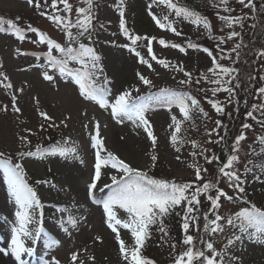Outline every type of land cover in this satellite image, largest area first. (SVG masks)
<instances>
[{
    "label": "rangeland",
    "instance_id": "374dc122",
    "mask_svg": "<svg viewBox=\"0 0 264 264\" xmlns=\"http://www.w3.org/2000/svg\"><path fill=\"white\" fill-rule=\"evenodd\" d=\"M184 1L190 5L200 3L215 5V16L200 15L210 21L212 25L211 35L202 27L193 25L182 18H177L174 12L169 11L165 5L158 2L152 4V0H124L123 7L126 27L130 35L156 37L157 39L152 44L156 56L167 59L174 64L182 65L185 70L190 71L194 75V79L199 78V74L206 72L207 68L211 66V58L202 51L203 47H200L201 50L189 49L186 44L203 39L211 41V37L214 35L216 37H226L229 29L218 19L217 13L234 16L247 14L243 28L238 25L234 26V30L241 33L243 41L244 33H248L251 28L253 29L251 26L248 28L246 26L256 24V17L259 20L264 19V7L259 8L257 13L254 14V11L244 8L237 0H228L227 6L233 10L231 13L223 10L224 6L220 5V0H175L178 4H182ZM41 2L43 4V0ZM69 3L73 5V19L76 15L75 8L86 7L83 0H69ZM50 4L51 0H48V5ZM93 4V23L98 21L100 23L99 27L103 25L104 27L101 28L104 30L98 29L94 31V42L92 44L99 51L103 70L106 71L111 81V90L106 95L109 102H113L115 96L123 90L139 84L136 76L137 71L152 79L154 87L182 86L193 90V96L200 101L201 107L208 113L207 117L202 114L198 116L204 120L206 127L200 129L195 140L202 143L209 150V153L211 148L208 147L213 145V142H209L205 129L216 128L215 121L219 119L222 121V127L217 129L216 135H221L223 129L229 127L234 115L243 116L244 123L251 124L252 128L246 130L241 128L246 135V140L242 141L239 146L238 155L240 162L236 165V170L247 181L244 185L245 188L246 185L248 186L245 189L246 193L251 194L255 200L264 201V184H260L259 181H252L249 184L248 174L244 171L250 145L257 140L256 137L260 136L264 129L260 127L258 121L255 122L252 118H247L245 115L246 111H253L252 104L259 105L261 102L264 103V98H259L255 91V89L264 86V81L259 79L261 75H264V59L257 55L245 59L243 57L245 53L242 52L241 48V56L238 60L235 54L230 53V51L226 53L229 55V59L219 60L225 66L239 69L237 73L239 80L234 83L240 85L235 92L239 93L237 100L240 105H236L237 100L234 96L232 97V102L229 103L228 93H218L215 99L219 100L225 108L224 113L218 114L205 101V93L199 91L200 87L207 88L210 87L209 85L204 82L201 85H180L178 83L179 80L184 79L182 73L163 69L154 61H150L155 69V71H152L147 66L140 64L134 53L123 46L130 44V41L121 34L119 29V0H93ZM149 4H152V10L161 19V22H164V16H168L169 21L174 22V26L181 32V35L177 36L170 31L160 29L149 15ZM48 5L38 9L35 6H30L27 0H0V14L4 16L5 21L12 20L21 28H27L31 25L59 42L63 37V32L47 16L40 15L41 11L51 13V8ZM59 7L62 8V5H59ZM190 9L195 11L194 7ZM61 14L63 15V13ZM256 34L260 35V50L264 48V32H256ZM241 36L233 41L226 42L221 45V48L230 50L236 43L241 42ZM27 37L24 41H19L10 34L0 33V72H4L9 77L8 81H4L3 77H0V151L11 155H16L18 151H23L24 144L21 143L19 137L24 135L28 136L30 144L36 140L42 142L44 132L49 123H52L56 125L55 127L58 126L61 133L70 138L69 146L78 149V154L84 160V163L81 164L78 160H65L59 156H50L45 159L27 157L20 161L23 163L25 174L28 177L32 179L43 178L44 176L52 177L53 184L50 186L51 188L41 187V185L37 184L33 186L44 207L52 210L57 205L64 207L63 212L61 209L55 215L42 217L39 223L35 225L36 227H41L43 233L36 239L35 243L26 242V245L31 246L34 250L31 255H24L23 259L27 264H40L41 259L51 261V258L55 257L60 261V264H73L71 253L76 252L78 259L75 264H80V261H83V264H125L119 252L116 233H113L107 227V217L104 214L102 205V202L111 194L110 175L117 174L116 170L110 167L102 169L103 175L98 187L93 190V196L89 197L87 192V185L90 183V176L93 172L92 165L95 162V150L91 148L90 141V136L95 134L93 126L96 121H99L100 137L104 140L105 149L117 154L133 167L146 171L152 169L149 155L154 151L158 155L155 170H158L157 172L162 178L187 182L195 179L193 169L187 167V162H191V157L188 155L192 150L191 145L185 144L182 147L179 155L186 162H180L175 159L178 153L175 152L170 142L173 130L169 127L172 123L171 116L177 115L178 119H182V117L175 107L169 110L167 107L153 104L147 113L152 125L151 130L157 137V145L153 150L151 141L147 138L143 128H136L126 119L123 123H118L112 118L110 107L101 108L95 102L83 100L79 96L77 86L73 83L58 79L54 84L43 80L40 70L30 66L43 62V51L46 46L42 44L37 46L36 43H33L32 41L36 39L33 33H27ZM161 37L169 43L183 45L186 48V52L182 53L178 49L160 46L158 39ZM216 37L213 38L208 47L204 48L211 50L213 55H216L219 59V50L216 47L218 40ZM248 38H250L249 34ZM112 41H115V43H112ZM82 42L89 43L87 39ZM146 43V41L141 40L135 47L142 56L149 58L147 56ZM252 47L253 51L256 50L254 45ZM17 48L30 54L27 56L19 55L16 53ZM31 53L40 55L41 60L37 61ZM157 72L160 73L159 76L156 75ZM249 77H255V79H249ZM9 82L13 87L4 88L3 84ZM246 85L249 91L243 93L244 97L242 99H238ZM18 89H23V91H18ZM148 89L140 85V93ZM140 93H134V95ZM13 95L17 97V107L20 108V112H15L11 106ZM207 95L211 97L210 92ZM6 106L7 110H4ZM40 112L47 113L52 118L51 121H46L41 117ZM254 116L256 119L262 118L260 111H254ZM61 121H64V123L62 124ZM189 122L191 121H185L187 124L185 127H189ZM41 124L44 125L43 130L40 128ZM86 124L89 126L84 127ZM58 128L56 129L58 130ZM26 129H31V133L26 132ZM236 130L237 128H233L232 135L234 137L236 136ZM188 134L192 135L193 131L189 130ZM179 135L185 137L183 130H181ZM212 136L211 140L213 141L214 136ZM102 155H106V153H102ZM12 159H17V157L12 156ZM197 162L201 166L204 164L203 158H198ZM28 182H31V179ZM105 184H108L109 187L105 188ZM219 187L224 188L229 195L234 194L231 189L227 188L226 181L222 180ZM201 199L202 201L204 200L203 197ZM205 201L208 203V205L206 204L207 211L210 205L206 199ZM242 207H244L242 200L235 202L222 201V207L219 212L221 215L228 217ZM204 209L205 207L202 204L201 211ZM15 210L14 201L8 193L3 171L0 170V246H4L10 239V225L5 222L4 218L7 217L9 221L13 220ZM114 210L119 218H127L128 214L124 210L119 209L118 206ZM68 215H72L79 221L78 228L72 229L69 226L71 235L62 232L59 227L61 220L66 219ZM80 217L84 219L81 220L79 219ZM199 222H201V224L199 223L200 226L203 225V219H200ZM117 228L126 246L129 249L134 247V240L131 237L130 230L123 229L120 226H117ZM194 230L191 229L189 233L194 235ZM224 234L218 233L211 236L214 247L218 251L221 250ZM50 236L59 239L61 241L60 245L51 249L48 248L46 241ZM97 236L101 237V240H96ZM162 236L163 233L159 232V240L165 242V237L162 239ZM184 247L182 245L180 251L184 250ZM147 251L159 259L170 255L172 247L162 244L159 248L151 249L149 246ZM230 254L238 257V260L233 261L232 264H264V244L246 240L243 245L237 244L235 247L230 248ZM90 257L92 259H89ZM0 260L4 262H0V264H13L12 258L4 257L2 254H0Z\"/></svg>",
    "mask_w": 264,
    "mask_h": 264
},
{
    "label": "snow or ice",
    "instance_id": "6c2138e0",
    "mask_svg": "<svg viewBox=\"0 0 264 264\" xmlns=\"http://www.w3.org/2000/svg\"><path fill=\"white\" fill-rule=\"evenodd\" d=\"M83 2L86 7L75 8L76 15L73 19V5L69 3V0H51L50 5H48V0H43V4L41 0H27L30 6H35L38 9L44 5H48L51 8V13L41 11L40 15L47 16L63 32L66 38L63 44L50 38L36 27L29 25L27 28H21L12 20L5 21L3 17H0V33L10 34L19 41L27 39V33L29 32L35 34L36 39L32 42L40 43L46 47L43 51V62L31 65L30 67L40 70L43 80L54 84L58 79L73 83L77 86L79 96L83 100L95 102L101 108L110 107L111 116L118 123H123L126 119L136 128H143L147 134V138L151 141L153 150L157 145V137L151 130L152 125L147 117L148 111L153 104L167 107L169 110L173 107L178 109L182 119H178L177 115L171 116L172 123L169 127L173 130L170 142L175 152L178 153L175 159L180 162H186L179 155L182 147L185 144L191 145L192 150L188 153L191 157V162H187V167L194 171L195 179L192 181L177 182L175 180L158 179L149 175L146 170L133 167L117 154L105 149L104 140L100 137L99 121H96L93 126L95 134L90 136V141L91 148L95 150V162L92 165L93 172L90 176V183L87 185V192L89 197L93 196V190L98 187V183L101 181L103 175L102 169L110 167L116 170L117 174L110 175L111 185L115 187L107 199L102 202V205L104 214L107 217V227L113 233H116V240L119 244L122 260L125 264H155L154 261L146 259L141 255V248L150 234V227L153 225H156L157 230L163 233L162 239L168 236V232L164 227V217L176 207L183 209L181 229L184 235L181 244L185 247L184 250L174 256L172 264H224L225 256L229 257L228 264H232L233 261L238 260V257L229 255L230 248L235 247L237 244L243 245L246 240L264 244V209L257 207L246 199L244 185L247 181L236 170V165L240 162L238 155L239 146L242 141L246 140L244 131L235 136L232 141V147L224 160L215 155H207L209 150L202 143L195 139H185L179 135L184 121H192L197 113L202 114L204 117L208 116V113L201 107L200 101L187 91L172 88H159L156 93L149 95L147 98L144 95H134V93H140V85L149 89L154 87L153 80L139 71L136 72L139 84L132 85L123 90L110 103L109 99L106 98L107 89L99 81V77L103 72L101 56L95 47L92 46L95 31L92 12L94 6L93 0H83ZM157 2L165 5L169 11L174 12L177 18H182L193 25L202 27L211 35L212 25L206 17H201L195 11L179 5L175 0H152V4ZM237 2L244 8L255 11L254 0H237ZM152 4L148 5V10L156 25L162 30H167L180 36L181 32L174 26V22L169 21L168 16H164V22H161V19L153 12ZM59 5H62V8ZM123 5L124 0H119V29L121 34L130 41V44L123 46L134 53L140 64L147 66L152 71H155V69L153 63L150 61H154L163 69L182 73L184 79L179 80L178 83L180 85L191 86L193 84L201 85L202 82L206 83L210 87H200L199 91L205 93V101L216 113H224V105L215 99V97L218 93L225 92L229 96L228 102H232V97L240 86L238 83H234L239 80V76L237 75L239 69L225 66L219 60L229 59V55L226 54L229 51L230 53H234L238 60L241 56L240 49L245 47V45L242 40L236 43L230 50L221 48V45L241 36L240 32L234 30V26L238 25L243 28L247 14L234 16L217 13L218 19L224 23L229 31L226 37H216L218 40L216 47L219 50V59L208 48L202 49L211 58V66L207 68L206 72H201L199 78L194 79L193 74L185 70L182 65L174 64L167 59L156 56L152 47L153 41L157 39L156 37L130 35L126 27ZM220 5L224 6L223 10L227 13L233 11L227 6L228 0H220ZM101 27L104 26L101 25ZM251 27L255 28L256 25L253 24ZM84 39H87L89 43L82 42ZM141 40L147 42V56L150 59L142 56L135 47ZM112 43H115V41H112ZM158 43L162 47H171L178 49L182 53L186 52V48L183 45L169 43L163 37L158 39ZM187 48L201 50L198 44L191 42H188ZM54 52L59 55H55ZM16 53L23 56L30 54L21 51L20 48L16 49ZM31 55L35 56L37 61L41 60V56L37 53H31ZM256 55L264 59V48H261ZM156 75L159 76L160 73L157 72ZM0 77H3L4 81L9 80V77L4 72H0ZM249 79H255V77H249ZM259 79L264 81V75H261ZM103 84H107L106 78ZM3 87L12 88L13 85L10 82L4 83ZM18 91H23V89H18ZM255 91L259 98H264V86L255 89ZM209 92L211 93V97L207 95ZM11 100L13 110L20 112V108L17 107V97L13 95ZM251 107L253 111H246V117L256 119L254 111H260L262 118L258 120V123L261 128H264V103H260L259 105L252 104ZM4 110H7V106ZM39 114L46 121H51L52 119L47 113L40 112ZM61 123L63 124L64 121H61ZM215 124L216 128L211 130L205 129V132L209 137V142L219 143L225 139L224 136L218 135L216 141H212L211 136L217 129L222 127V121L217 119ZM55 126L52 123L48 125V127ZM88 126L87 124L84 125V127ZM40 128L43 130L44 125L41 124ZM241 128L244 130L250 129L252 125L243 123ZM25 131L31 133L32 130L26 129ZM19 139L24 145H30L31 143L26 135L20 136ZM256 139L260 141L261 145H264V136H257ZM64 143L67 144V140ZM59 144L60 142H57V145L50 149L37 146L35 151H18L15 162H13L12 157H5L4 153L0 152V170L3 171L8 193L13 198L16 209L13 213V220L9 221L7 217L4 218L5 222L10 225V239L4 246H0V254L4 257L12 258L13 264H27L23 256L31 255L34 249L31 246H27L26 242L35 243L36 239L43 233V229L35 225L38 223L44 204L36 190L27 182L24 165L20 161L27 157L38 156L39 158H45L47 156H59L65 160H78L81 164L84 163L76 147H61ZM260 150L264 154V147H261ZM102 153H106V155H102ZM198 158H203L207 164L219 162L217 168L219 175L214 181L205 179L208 169L202 167L197 162ZM149 159L150 167L154 168L158 161V155L153 151L149 155ZM254 168H259L261 174L264 175V164L246 166L244 171L251 173L254 172ZM254 179L260 180L261 176L254 175ZM222 180L226 181L227 188L233 191V195H229L224 188L219 187ZM36 183H45V181H36ZM53 187L55 186L53 185ZM104 187L107 188L109 185L105 184ZM202 197L210 205L207 211L203 212V233L211 237L218 233H225L226 230L229 232L226 246L219 251L214 247L211 239H204L200 235L199 221L201 219ZM237 200L244 201L248 206L240 208L239 211L228 217L220 214L219 209L222 207V201L235 202ZM117 206L128 214L126 219H121L117 216V212L114 210ZM61 211L63 212L64 210L62 209ZM79 219L82 220L84 218L80 217ZM78 224L77 218L68 215L66 219L61 220L59 227L62 232L71 235L69 226L72 229H76L78 228ZM117 226L130 230L131 237L134 240V247L129 249L126 246L125 241L121 239ZM191 229L196 230V236L189 234ZM95 239L101 240V237L97 236ZM197 239L200 241V247H197ZM46 243L47 247L51 249L59 246L61 241L50 236L47 238ZM171 247L175 249L176 244H171ZM77 259V253H71L73 264H75ZM89 259L92 258L90 257ZM40 264H60V261L52 257L51 261L41 259ZM80 264H83V261H80Z\"/></svg>",
    "mask_w": 264,
    "mask_h": 264
},
{
    "label": "trees",
    "instance_id": "16d2710c",
    "mask_svg": "<svg viewBox=\"0 0 264 264\" xmlns=\"http://www.w3.org/2000/svg\"><path fill=\"white\" fill-rule=\"evenodd\" d=\"M179 5L185 6L189 9L194 7L195 12L198 13L199 15H203V16H206V15L215 16L216 15L214 4L209 5V4L200 3V4H191L190 5L184 1L182 4H179ZM254 5H255L254 14H256L259 8L264 7V0H254ZM252 12H253V10H252ZM0 17L4 18V16L2 14H0ZM257 18L258 17L255 18L256 27L253 29L252 28L249 29L248 33H246V32L244 33V41H243V38L241 36V40H242L243 44L245 45V47H242V52L245 53L243 56L245 59H249L250 57L256 55V52H258V50H259L260 35H257L256 32H260V33L264 32V27H263L264 26V19L259 20ZM99 24L100 23L98 21H96V23H94V27L96 28L95 29L96 31H97L98 27L100 26ZM249 26H251V25H247L246 28H248ZM99 29L104 30L101 27H99ZM248 34H249L250 38H248ZM215 37H216L215 35L213 37H211V41L209 39H203V40H199V41H192L191 43H196L200 47L204 48V47H208V45H210V42H212L213 38H215ZM65 40H66V38L63 34V37H62L61 41H59V42H61L63 44L65 42ZM262 44H263V42H262ZM253 45H254V47H256V50H254V51H253V47H252ZM92 46H93V44H92ZM97 52L100 55L99 51H97ZM54 54L59 55L58 53H55V52H54ZM193 77H194V75H193ZM105 78L108 80V74L103 71L99 77V81L102 84V86H104L108 91V89H109L108 85L103 84V81ZM107 83H108V81H107ZM159 88H172V89H176V90L187 91L189 93L194 94L193 90L187 89L185 87H158V88H152L149 91L142 93L140 95H144L145 98H147L149 95L156 93ZM247 91H249V89L246 85L245 89L242 90L240 95L238 96V99H242L244 97L243 93H245ZM238 94L239 93H235V95H234L236 100H237ZM236 105H238V106L240 105L238 100L236 102ZM253 120L255 122H257L259 119H253ZM243 123H244L243 116L240 117L238 114L234 115L232 117V121H231L229 127L224 128L223 133L221 135H219V134L216 135V132H215V134L213 135L214 137L212 136L213 141H216L218 139V135L224 136L225 139L219 143L213 142V145H211V146H213L214 148L209 146L208 148H211V149H210V153L208 152L207 155H209V156L215 155V156L220 157L221 160H224L226 155L229 153V150L232 147V141L235 138L234 135H232L233 128H235V129L237 128L235 135H239L240 132L242 131L241 125ZM189 124H190L189 125L190 128L185 127L186 126L185 123H183L182 127H181V130H183V132L185 134V137H184L185 139H195L197 137V133L199 134L200 129L206 127L204 120H202L201 118L198 117V113L195 114L194 119ZM237 124H238V127H237ZM189 130L193 131L192 135L188 134ZM59 136H61V135L58 134L57 130L54 127H47L46 131L44 132V138H43L42 142H40L39 140H36L31 145H28L25 151H28V150L35 151L37 146H40L41 148H45V149H50L51 147L56 146L57 142H60L59 146L65 147V143H64L65 139L61 138L63 136H61V137H59ZM260 136H264V129H263L262 134ZM231 137H232V139H231ZM250 146H251V149L249 150L250 152H249V156L246 160L245 167L264 164V154H262L261 150H260L261 147H264V145H261L260 141L256 140ZM35 158H39V157L37 156ZM218 163L219 162L207 164L204 161V164L202 167H206L208 169V172L205 174L206 180L214 181L215 178L219 175V173L217 171ZM155 169H156L155 167L150 169L148 174L155 177V178H158V179H164L159 175V173L157 172L158 170H155ZM245 173H247L249 175V178H248L249 184L252 181H259L260 184H264V175L261 174V172L259 171V168H254V172H251V173L245 172ZM254 175H260L261 179L260 180L254 179ZM50 180H51V177L46 176L39 181H45V183H42V186H47V185H50ZM165 180H167V179H165ZM177 182H183V181H177ZM246 199L248 201H250L251 203L255 204L257 207L264 209V201H260L259 199L255 200V199H253L251 194H247V193H246ZM202 204L204 205L205 209L203 211H201V214H200L201 219H203L202 218L203 212L206 211V207H207L206 204L208 205V203H206V201H205V198L202 201ZM247 206L248 205L244 203V207H247ZM43 215H50V211L46 210V209H42L40 216H43ZM182 217H183V209L181 207H176L166 217H164V227L166 228V230L168 232V236L164 238L165 242H161L159 240V232L160 231L157 230V226L156 225L151 226L149 229L150 234H149L148 238L145 240L143 247L141 248V255L146 259L154 261L155 264H172V260H173L174 256L180 252L181 246H182L181 241H182L183 235H184L182 232V229H181V224L183 222ZM199 223L201 224V222H199ZM202 228H203V225L200 226V229H201L200 235L203 236L204 239H211V242L213 243L212 237H208L207 235H205L202 231ZM193 232H195L194 236H196L197 235L196 230H194ZM228 235H229V232L226 230L221 249H223L226 246V241H227ZM173 243L176 244V248L175 249L172 248V251H171L172 253L168 256H163L159 259H157L155 256H153L150 252L147 251V248L149 246L152 249V248H159L162 246V244L171 246V244H173ZM196 244H197V247L201 246L199 239H197ZM229 255H231V254L229 253ZM227 261H229V257L225 256L224 257V264H228Z\"/></svg>",
    "mask_w": 264,
    "mask_h": 264
},
{
    "label": "bare ground",
    "instance_id": "6f19581e",
    "mask_svg": "<svg viewBox=\"0 0 264 264\" xmlns=\"http://www.w3.org/2000/svg\"><path fill=\"white\" fill-rule=\"evenodd\" d=\"M110 82L111 81H109V86H110ZM56 128H58V126L57 127H55V129ZM57 130V129H56ZM57 132H58V134L59 135H61V136H63L64 138H68L67 136H65L63 133H61V131L59 130V128H58V130H57ZM61 136H59V137H61ZM63 137H61L62 139H64ZM250 152V151H249ZM248 156H249V153H248ZM248 156H247V158H248ZM30 158H34V157H30ZM247 160V159H246ZM150 171V169L147 171V172H149ZM45 177V176H44ZM43 177V178H44ZM38 179H41V178H38ZM52 184H53V180H52V177H51V180H50V186H52ZM110 184H111V181H110ZM51 188V187H50ZM0 262H2V263H4L2 260H0Z\"/></svg>",
    "mask_w": 264,
    "mask_h": 264
}]
</instances>
